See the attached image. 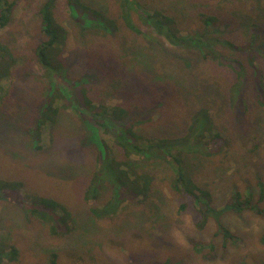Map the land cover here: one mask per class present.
I'll use <instances>...</instances> for the list:
<instances>
[{
    "label": "rangeland",
    "instance_id": "1",
    "mask_svg": "<svg viewBox=\"0 0 264 264\" xmlns=\"http://www.w3.org/2000/svg\"><path fill=\"white\" fill-rule=\"evenodd\" d=\"M251 1L153 0V3L169 10L178 9L186 17L183 27L196 33L205 29L197 18L189 19L192 14L208 12L224 17V13L235 6L241 12L244 8L251 11ZM42 2L19 0L8 25L0 28V42L18 58L13 79L3 84L0 97L11 95L13 104L9 99L7 107L16 109L15 120L20 124L16 130L10 131L3 129L0 123V137L3 139L0 141V174L12 180L20 178L26 182L29 191L65 204L73 216V230L65 238H54L43 223L30 219L16 202L0 198V240L18 247L20 254L15 264H47L51 253L57 255L59 264H264V219L247 212L226 213L220 221L239 240L226 242L222 236H216L215 220L208 217L202 224V213L193 199L170 188L172 172L168 159L159 153L145 159L132 158L135 169L158 176L146 205L130 208L114 220L91 218L82 203L83 189L91 176L88 174L95 154L92 144L83 149L79 147L86 131L76 130L65 120L66 125L61 124L51 147L47 132H43L41 145L49 149L45 153L33 149L26 138L35 124L49 85L35 58V48L43 39L38 14ZM88 2L115 17L117 15L114 0ZM57 14L70 35L64 56L71 78L76 80L83 74L91 75L97 85L94 87L107 91L99 70L91 69L87 64L93 56L107 55L115 50L112 53L116 75L124 72L133 82L145 79L142 85L147 89L139 92L144 95L142 107L146 110L151 101L155 102L151 105L155 115L147 127L148 135L156 138L182 135L187 116L207 99L218 131L231 143L229 153H237L226 161L220 156L210 159L191 157L196 182L208 188L211 204L216 209L229 203L235 191L249 189L254 201L259 198V182L264 186V109L255 107L256 95L251 84L244 87L249 111H234L226 105L224 98L214 95L213 88L206 87V84L213 87L220 82L231 84L235 80L233 73L215 63L204 62L194 52L171 45L144 25L136 14L132 15L133 22L146 38L130 39L127 35L122 46L116 37H99L95 27H82L73 18L66 0H58ZM256 21L264 23V16ZM220 37L236 45L248 44L244 54L251 49L264 55L263 37L257 38L258 43H263L261 50L256 49L258 45L249 44L240 24L230 25ZM215 50L223 57L241 60L247 68V75L252 73L246 58L238 52L222 45H215ZM255 66L264 73L263 56L257 55ZM151 84L155 86L154 90L150 88ZM172 91L176 94L172 95ZM118 97H122V93ZM105 101L115 104L121 100L111 97ZM254 144L258 147L249 154L248 150ZM66 163H73V169H64ZM54 173L62 182L52 180L50 175ZM109 195L110 188L105 187L98 205Z\"/></svg>",
    "mask_w": 264,
    "mask_h": 264
},
{
    "label": "trees",
    "instance_id": "2",
    "mask_svg": "<svg viewBox=\"0 0 264 264\" xmlns=\"http://www.w3.org/2000/svg\"><path fill=\"white\" fill-rule=\"evenodd\" d=\"M18 1L0 0V28L8 25ZM66 3L73 18L80 22L82 27L97 28V35L102 38L116 37L121 46L124 45V37L146 38V34L133 22L132 15L136 14L144 25L152 28L171 45L194 52L204 62L215 63L233 73L235 80L231 84L220 82L213 87L206 84L208 89L213 88L212 92L216 97L224 98L226 105H230L232 110L249 111L244 97V87L247 83L251 84L256 95L255 107L264 109V73L259 66H255L257 55H264L254 53L251 49L244 54L247 50L245 45L248 44L236 45L220 37L227 32L230 25L237 23L244 27L249 44H257L256 49H260L263 43H258L257 38L264 39V23L260 24L256 19L264 16V0H252L251 11L244 8L241 12L238 7H231V10L224 13V17L208 12L192 14L189 19L197 18L205 29L196 33L183 27L186 17L178 9L169 10L167 7L156 5L153 0H114L118 9L116 17L90 4L88 0H66ZM57 7L58 0H43L38 10L43 39L35 48V58L42 67L49 85L35 124L26 138L33 149L45 153L49 149H44L43 144L41 145L43 132H47L51 147L55 143V133L61 124L66 125L65 120L69 125L76 127V130L86 131L87 135L79 141V147L83 149L92 144L95 154L88 174L91 176L83 189L82 203L87 207L91 218L98 221L105 218L114 220L130 208L146 205L158 176L135 169L132 158L145 159L159 153L168 159L166 160L172 172L170 188L193 199L195 206L202 213V224L208 217L215 220L216 236H222L226 242L239 240L220 221L226 213L247 212L264 219V186L261 182L258 184L259 198L256 201L249 189L246 192L235 191L229 203L216 209L211 204L208 188L200 186L195 180L191 157L210 159L220 156L222 161H226L237 153H229L231 143L218 131L215 117L211 114L212 107L207 105L208 100L205 99L187 116L182 135L171 138L148 135L147 127L155 113L151 109L154 101H151L146 110L141 104L144 95L139 92L143 93L147 89L142 85L145 79L140 78L133 82L124 72L116 75V62L112 53L115 50L107 52V55L97 54L87 64V67L99 70L107 91L94 87L97 85L91 75L83 74L76 80L71 78L64 56L70 35L66 25L59 19ZM226 23L229 24L225 25ZM215 45L231 48L245 57L252 73L247 75V68L241 60L218 54ZM17 64L18 58L12 50L0 42V92L3 91V84L13 79ZM122 79L128 81L123 83ZM137 80L139 81L136 82ZM150 88L154 90L155 86L151 84ZM120 93L122 97L117 98ZM171 94L176 93L172 91ZM10 96L8 93L7 97H0V123L3 129L14 131L20 124L15 120L16 109L13 107L9 110L7 107ZM111 97L120 98L121 101L107 104L108 100H105ZM0 141L3 142L1 137ZM257 147L254 144L248 153H254ZM232 157L236 159L235 156ZM64 165V169L74 167L73 163ZM61 174L64 175V170ZM50 177L54 182H62L56 173ZM105 187L110 188V195L98 205ZM0 198L16 202L30 219L43 223L48 234L54 238H65L73 230V216L65 204L53 197L39 196L29 191L26 182L20 178L12 180L0 174ZM19 254L16 244L0 240V264L17 263ZM47 264H59L57 255L49 254Z\"/></svg>",
    "mask_w": 264,
    "mask_h": 264
}]
</instances>
